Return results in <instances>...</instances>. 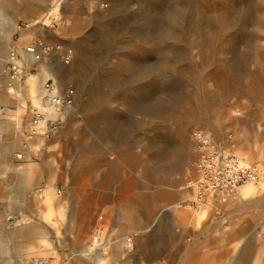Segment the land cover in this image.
Wrapping results in <instances>:
<instances>
[{"label":"rangeland","instance_id":"1","mask_svg":"<svg viewBox=\"0 0 264 264\" xmlns=\"http://www.w3.org/2000/svg\"><path fill=\"white\" fill-rule=\"evenodd\" d=\"M32 2L1 3L0 64L23 105L0 146L3 166L21 163L24 211L5 198L0 214L33 230L0 264H264V0ZM171 3L188 9L175 32ZM47 67L72 98L52 118L49 92L27 91ZM197 130L260 182L194 206Z\"/></svg>","mask_w":264,"mask_h":264},{"label":"built area","instance_id":"2","mask_svg":"<svg viewBox=\"0 0 264 264\" xmlns=\"http://www.w3.org/2000/svg\"><path fill=\"white\" fill-rule=\"evenodd\" d=\"M45 87L49 93L56 88L49 82H46ZM65 95V98L49 96V99L52 103L61 101L59 105L68 104V101L71 103V92ZM193 137L199 152L196 160L197 174L192 181L194 206L230 199L238 194L242 185L259 179L256 165L225 149L212 135L197 130Z\"/></svg>","mask_w":264,"mask_h":264},{"label":"bare ground","instance_id":"3","mask_svg":"<svg viewBox=\"0 0 264 264\" xmlns=\"http://www.w3.org/2000/svg\"><path fill=\"white\" fill-rule=\"evenodd\" d=\"M10 0H0V15H3V7L1 5V3L3 2H9ZM29 50H33V49H29ZM29 58H33L34 55H27ZM47 75H50V72H48L46 74V76H44V80L42 81V89L39 90V88L36 85V76L35 75H30V78L35 81V86L34 89L32 90V92H35L36 94V98L40 99L43 98L45 96L46 93H48L49 91L47 89H45V83L47 80ZM50 94V98H54V97H58V95L56 94L55 91H52ZM64 98V97H63ZM2 101V99H1ZM67 102V101H66ZM59 103H61V101H55L53 102L48 110H46L45 114L47 116V118H52V117H56L57 116V105H59ZM68 104H65V106L67 108H69V106L72 105V101L71 103H69V101L67 102ZM41 126H44V121H40ZM105 129V128H104ZM47 130H43V133H46ZM248 161V160H247ZM5 166H3L4 171L1 174L0 177V200L3 199H7L6 201H8V203H10L11 207H16L18 209H21L22 211H24L22 209V205L20 204V202L23 200L22 198V191H23V185L21 184L22 182H16L15 181V176H16V170L17 168L20 166L21 163L19 164H14L11 161L9 162H5ZM259 175V173H258ZM262 181V180H261ZM260 182V175H259V179H257V181L255 182H248L245 183L244 185L241 186L240 189H242L243 186L253 183V184H258ZM187 201V199L185 200ZM48 205H51V197H48L47 199ZM6 212V211H5ZM9 214H0V255L2 254V258L4 259L3 261H7L10 258V252L8 249L3 248V244L4 242L9 239L11 236H20L24 233H31L32 232V228L24 225V221L23 220H18L19 215L17 216H13V220L10 218L9 219ZM24 217V216H22ZM97 248V247H96Z\"/></svg>","mask_w":264,"mask_h":264},{"label":"crops","instance_id":"4","mask_svg":"<svg viewBox=\"0 0 264 264\" xmlns=\"http://www.w3.org/2000/svg\"><path fill=\"white\" fill-rule=\"evenodd\" d=\"M33 1V2H32ZM35 0H31L32 3H28L26 5L30 6H35L36 2H34ZM10 2V1H9ZM8 2V3H9ZM6 12L5 14H8L7 9H5ZM13 25L11 24L10 27H12ZM52 35H50L47 32H42L41 37L43 39L46 40H50L52 37ZM25 57H27V61L29 60H33V58H29L27 55H31L28 53H24ZM30 61V62H31ZM49 68L47 67L44 71L42 70L41 73L39 75H35L37 78L36 80V85L37 87L40 89H42V81L44 80V76H46V74L49 72ZM34 75V74H33ZM29 79V83L31 84L30 87L27 89V91H29V95H31L34 98V101H38L39 99L36 98V94L35 92H32V90L34 89L35 86V81H33L30 78V75L28 77ZM21 87V82L17 81L16 79H12L9 75V72L7 71L6 68H4V64H0V132L2 130H7L6 127L4 125H6L7 123H10L12 125L17 126L18 123L16 120H14L15 118L20 117V113L22 111V101L23 98L21 99L18 92L20 90ZM4 93V94H3ZM5 95V96H4ZM2 99V101H1ZM10 130H14V129H10ZM5 149L1 148L0 146V167L3 166V152ZM5 166V165H4ZM18 171L16 170V173ZM244 189V188H243ZM244 191V190H243ZM246 191V189H245Z\"/></svg>","mask_w":264,"mask_h":264},{"label":"clouds","instance_id":"5","mask_svg":"<svg viewBox=\"0 0 264 264\" xmlns=\"http://www.w3.org/2000/svg\"><path fill=\"white\" fill-rule=\"evenodd\" d=\"M187 12L188 9L183 5H180L178 3H171L170 7L166 8L162 14V30L175 32L177 29L181 28L184 22L181 13L186 16ZM169 17H173V19H169Z\"/></svg>","mask_w":264,"mask_h":264}]
</instances>
